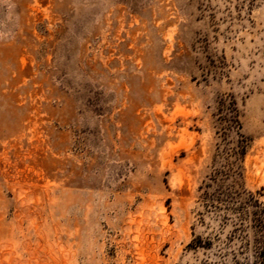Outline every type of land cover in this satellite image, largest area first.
Here are the masks:
<instances>
[{"label":"rangeland","instance_id":"374dc122","mask_svg":"<svg viewBox=\"0 0 264 264\" xmlns=\"http://www.w3.org/2000/svg\"><path fill=\"white\" fill-rule=\"evenodd\" d=\"M250 196L264 0H0V264H254Z\"/></svg>","mask_w":264,"mask_h":264},{"label":"trees","instance_id":"16d2710c","mask_svg":"<svg viewBox=\"0 0 264 264\" xmlns=\"http://www.w3.org/2000/svg\"><path fill=\"white\" fill-rule=\"evenodd\" d=\"M233 122L236 124L239 123L237 119H234ZM236 154H243L244 153V144L240 145V148L235 152ZM248 205L255 206L256 209L254 212L251 214H248L249 211L245 209L247 205H244V207H240L242 209L241 214V221L239 222V225L237 228H240L241 230H245L247 225L246 221L244 220L245 218H248V215H250V218L252 219V226L255 227L256 232H257V237L255 238V243H256V248L258 249V259L254 262V264H264V218H263V213H264V208H261L258 201L254 199L253 196H250L248 199ZM242 206V205H241ZM239 207H233V209H238ZM244 217V218H242ZM237 264H241L237 262ZM246 264H250L247 262Z\"/></svg>","mask_w":264,"mask_h":264}]
</instances>
